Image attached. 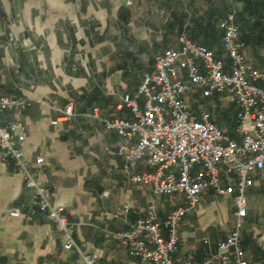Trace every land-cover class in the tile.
<instances>
[{"label": "crops", "instance_id": "1", "mask_svg": "<svg viewBox=\"0 0 264 264\" xmlns=\"http://www.w3.org/2000/svg\"><path fill=\"white\" fill-rule=\"evenodd\" d=\"M253 17H243V0H0V94L28 96L21 113L4 111L2 123L25 125L23 151L36 165L38 179L54 205L74 222L72 235L98 264H151L130 255L108 235L155 210L159 219L181 205L177 195L155 196L130 181L115 153L116 132L90 116L129 118L120 97L136 90L154 59L178 46L186 28L192 40L228 61L218 22L231 10L240 27L238 40L254 68L264 70V0H255ZM249 20V23L248 21ZM194 109L212 113L216 124L239 140L238 108L225 93L189 95ZM72 102L75 115L62 111ZM147 169L141 162L137 170ZM0 162V264H83L64 248L54 223L40 213L22 177ZM226 194L203 192V202L181 223L175 262H199L231 231L237 194L234 177H221ZM14 207L19 216H11ZM247 264H264V171L256 172L247 191L241 228Z\"/></svg>", "mask_w": 264, "mask_h": 264}, {"label": "built area", "instance_id": "2", "mask_svg": "<svg viewBox=\"0 0 264 264\" xmlns=\"http://www.w3.org/2000/svg\"><path fill=\"white\" fill-rule=\"evenodd\" d=\"M218 27L228 61L192 40L183 28L178 46L157 54L153 71L143 72L136 90L121 95V105L128 109L129 118L100 117L97 111L90 114L116 132L115 153L130 181L149 187L155 196L177 195L181 199V205L163 219L149 208L132 222L125 210L123 221L127 227L108 233L123 243L130 255L144 262L247 264L241 228L247 213V191L254 184L255 173L264 171V70L246 61L234 10L225 14ZM197 91L206 97L226 94L238 108L239 140L219 127L209 110L194 109L189 95ZM30 105L28 96L0 94V116L4 111L21 113ZM74 115L69 102L62 116L67 120ZM25 129L18 119L0 121V162L22 177L36 209L54 223L64 248L76 253L83 264H98V255L85 251L75 241V223L67 218L63 207L53 204L49 188L38 179L35 168L44 163L43 157H25ZM141 162L147 169L137 170ZM223 175L234 177L237 191L231 231L201 261L175 262L172 254L178 250L182 220L201 205L205 189L226 194L221 183ZM20 213L19 207L10 211L11 216Z\"/></svg>", "mask_w": 264, "mask_h": 264}, {"label": "trees", "instance_id": "3", "mask_svg": "<svg viewBox=\"0 0 264 264\" xmlns=\"http://www.w3.org/2000/svg\"><path fill=\"white\" fill-rule=\"evenodd\" d=\"M244 2V7L243 10L240 12L239 16L243 17L245 15V13H249L251 14L253 17L255 16V12L256 9L258 8L256 5V1L255 0H243ZM264 7V5H263ZM249 23V20H247Z\"/></svg>", "mask_w": 264, "mask_h": 264}]
</instances>
